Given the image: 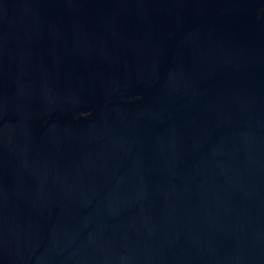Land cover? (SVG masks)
<instances>
[{"label": "water", "instance_id": "obj_1", "mask_svg": "<svg viewBox=\"0 0 264 264\" xmlns=\"http://www.w3.org/2000/svg\"><path fill=\"white\" fill-rule=\"evenodd\" d=\"M0 264H264V0H0Z\"/></svg>", "mask_w": 264, "mask_h": 264}]
</instances>
